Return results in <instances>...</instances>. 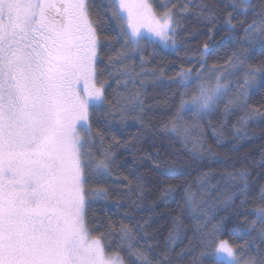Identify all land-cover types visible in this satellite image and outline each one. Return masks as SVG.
Segmentation results:
<instances>
[{
  "label": "snow or ice",
  "instance_id": "obj_1",
  "mask_svg": "<svg viewBox=\"0 0 264 264\" xmlns=\"http://www.w3.org/2000/svg\"><path fill=\"white\" fill-rule=\"evenodd\" d=\"M189 17L211 25L196 55L178 39ZM182 47L188 66L154 63ZM262 91L264 0H0V264H264V185L253 198L251 170L207 139L247 138L264 122ZM155 108L170 152L140 157L160 177L159 203H145L146 173L113 175L139 133L121 143L112 130L129 119L148 130ZM206 163L223 170L177 179ZM173 200L161 242L144 214Z\"/></svg>",
  "mask_w": 264,
  "mask_h": 264
},
{
  "label": "trees",
  "instance_id": "obj_2",
  "mask_svg": "<svg viewBox=\"0 0 264 264\" xmlns=\"http://www.w3.org/2000/svg\"><path fill=\"white\" fill-rule=\"evenodd\" d=\"M211 25L206 26L203 23H196L192 20L191 17H189L188 21L185 23V31L181 32L179 35L180 40L183 41V44L187 47L188 54L189 55H196L195 49L203 44V42L207 39V27H210ZM189 31L194 32V35L189 38L185 39V36L188 34ZM108 35H111L113 33H105ZM224 35L222 30H217L214 36V43L219 45L221 37ZM231 51L230 47L228 46H218L215 48L214 51L211 52V54L208 56V62L209 64H212L214 62L218 61V58L223 56V53L225 51ZM148 51H152V46H148ZM185 55V48L182 47L178 49L176 52H173L171 49H165L163 51H160L158 55L155 56L154 63H158L161 66L169 65L170 62L174 61L176 65H179L181 63H184L185 66H188V62L185 60H182L181 58ZM255 59L253 62H256V60H259L261 58V52L259 49V46L255 49L254 52ZM100 67H103L101 64ZM173 68H168V74L171 75L173 72ZM164 96V90H159L158 92V99L162 100ZM262 98H264V91L256 94L252 98V103L259 104L262 101ZM151 102V101H150ZM149 118L152 120L151 127L148 130L140 128L139 124L135 121H132L129 119L127 126H118L119 131H116L113 129L112 131L115 132L116 136L121 140V143H123L126 140H129L131 137L139 133L137 136L136 143L132 146L129 150H123L120 149L118 151L117 159H116V165L117 167L114 170L113 175L115 177L120 176H129L131 177L133 174V169H135L138 172L146 173L149 177V183L147 184V188L149 189V194L145 200V203H151L153 201H158V195H159V180L160 177L157 175V170L153 167V164L151 161L145 159L144 161H140L141 156H146L149 153H153L156 151H159L161 154H167L170 152V149L168 148L169 140L167 137L159 134L158 129L160 126V123L163 120L167 119V114L161 109V108H155L153 111L149 112L145 117V123H148ZM233 120L235 117L232 118ZM95 127V125H94ZM248 132L249 136L243 140H232V139H226L222 141L219 146H217L215 142V138L212 137L210 131L207 136V139L209 143H211L213 150L218 151L220 153H227L231 160L230 163L235 162V166L237 168L241 166H246L251 170V176L250 179H253V198H255L258 195V189L261 185H264V164H259L260 161V152L262 149H264V122H255L251 123L248 126ZM228 136H231V133H228ZM178 147V145H176ZM171 158V157H170ZM211 167L212 169H215L217 172L222 171L220 165L217 164H211L208 165L207 163L199 169L189 168L188 171L190 174L186 176L177 177V179L183 180L187 179L189 181L194 182L197 175L201 171L208 170V168ZM231 170V169H229ZM167 180L168 178H164ZM215 178H213L214 182ZM113 189H120L123 187L120 183H114L111 186ZM194 190H195V184H194ZM123 195L122 192L119 191H112L111 196L113 199H120V197ZM179 197L177 196V199ZM238 202V201H237ZM99 206H93L92 209L89 210V215L91 216L94 211ZM127 207V205H125ZM249 208L252 207V203L250 201V204L248 205ZM176 208V201H170L167 206H165L163 203H160L159 208L156 209L155 215L145 213L144 215H151L152 217V228H161V242H163V237L167 235V221L169 217L167 215H160L161 212H167L169 209H175ZM121 212L124 211V209H120ZM99 214V213H97ZM223 214V213H222ZM138 216L140 214H137ZM249 219H252L253 217L249 215ZM238 219V217H233V220ZM231 234H226L223 236V239H228ZM247 237H244L246 239ZM232 239H236V237H232ZM187 244V241L185 240L183 244H178L176 246V250L179 251L180 247H183ZM197 251H200L198 249ZM190 259V257L185 258ZM203 264H213V259L210 255L205 256L203 258Z\"/></svg>",
  "mask_w": 264,
  "mask_h": 264
}]
</instances>
